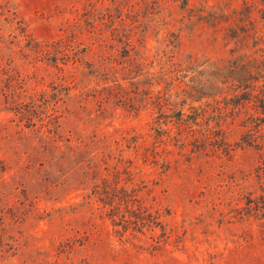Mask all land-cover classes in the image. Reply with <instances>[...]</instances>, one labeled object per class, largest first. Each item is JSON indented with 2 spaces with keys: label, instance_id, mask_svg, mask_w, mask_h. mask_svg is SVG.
Listing matches in <instances>:
<instances>
[{
  "label": "rangeland",
  "instance_id": "374dc122",
  "mask_svg": "<svg viewBox=\"0 0 264 264\" xmlns=\"http://www.w3.org/2000/svg\"><path fill=\"white\" fill-rule=\"evenodd\" d=\"M253 83L264 0H0V264H264Z\"/></svg>",
  "mask_w": 264,
  "mask_h": 264
},
{
  "label": "trees",
  "instance_id": "16d2710c",
  "mask_svg": "<svg viewBox=\"0 0 264 264\" xmlns=\"http://www.w3.org/2000/svg\"><path fill=\"white\" fill-rule=\"evenodd\" d=\"M239 87V86H238ZM258 86L256 84H244L243 87H241V89H243V93H241L239 96L241 98V101H242V95H246V96H249V97H258L259 93H254L253 94V90H255ZM243 99H248L249 98L247 97H244L243 96ZM255 102H257V104H254V108L255 109H259L260 110V113H264V97H258L257 100H255ZM237 103H240V102H237ZM257 120H259L258 124L257 125H260V123L262 124L264 122L263 120V116H258L257 117ZM261 120V121H260ZM256 124V123H255Z\"/></svg>",
  "mask_w": 264,
  "mask_h": 264
}]
</instances>
